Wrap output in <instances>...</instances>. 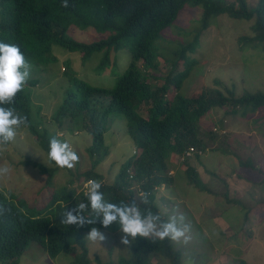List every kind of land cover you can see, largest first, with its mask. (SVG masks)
<instances>
[{"label":"trees","instance_id":"16d2710c","mask_svg":"<svg viewBox=\"0 0 264 264\" xmlns=\"http://www.w3.org/2000/svg\"><path fill=\"white\" fill-rule=\"evenodd\" d=\"M185 7L197 8L200 14L189 30L177 34L182 38L175 43L176 40L169 38L168 29ZM219 16L249 23V29L237 36L238 51H258L264 55V0H257L255 4L247 0H69L68 8L61 7V0H0V42L18 45L27 61L43 68L56 60L51 56V48L55 46L64 52L81 54L82 61L101 54L96 72L112 67L111 87H97L74 79L54 120L59 129L70 131L74 129L73 121H80L77 125L91 136L90 145L85 148L91 169L81 178L84 182L91 179L102 182L101 175L92 170L110 151L103 141L107 118L110 114L123 117L126 132L137 152L121 165L111 184L102 183L101 191L107 202L118 205L135 202L142 215L149 211L159 215V227L166 223V218L153 202L154 191L162 184L172 185L171 177L167 176L169 165L174 156L180 157L188 147L195 153L181 162L186 184L197 192L216 195L204 186L196 167L190 165L192 158H198L206 150L217 152L221 148L219 153L232 155L228 151L230 145L213 148L205 144V140L211 142L218 135L217 128L208 130L200 126L212 109L223 110L219 121L238 116L251 121L255 129H262L264 125V91H242L239 95L234 89L220 86L203 88L188 97L178 93L183 80L200 60L195 55L201 46L200 40L207 36ZM70 26L81 32L92 29L101 38L91 43L76 42L66 33ZM121 49L128 52V59L123 68H117V51ZM159 67L168 68L164 76H160ZM159 80L162 83L157 85ZM29 97V92L23 88L14 103L5 106L13 107L17 114L28 119ZM140 107L144 108L145 115L139 112ZM28 130L36 133L32 126ZM52 137L55 136L52 134ZM36 143L48 157L49 141ZM235 158L239 169L255 173L258 183L264 186V174L249 158ZM50 162L54 169L30 161L19 164L36 167L38 174H45L44 185L50 187L60 168ZM144 193H148L146 199ZM222 195L225 202L237 204ZM81 202L87 203V193H83L81 186L71 188L66 184L51 192L48 203L42 208L0 190V208L4 210L0 214V264H18L19 257L33 243L49 257H55L62 250H78L75 264H92L87 260L81 234L91 227L113 232L118 225L114 223L105 229L99 222L85 224L82 228L62 224L65 208L76 207ZM259 205L264 207V202L254 203L245 210L249 212ZM83 215L86 220L101 218L90 209ZM246 216L247 213L243 222ZM129 239L128 255L105 264H147L154 255L165 264H183L180 253L168 238ZM92 262L101 264L96 258ZM200 264H205V260ZM237 264L248 263L238 260Z\"/></svg>","mask_w":264,"mask_h":264},{"label":"rangeland","instance_id":"374dc122","mask_svg":"<svg viewBox=\"0 0 264 264\" xmlns=\"http://www.w3.org/2000/svg\"><path fill=\"white\" fill-rule=\"evenodd\" d=\"M256 1L247 0L252 4ZM124 3L125 1L121 6ZM199 14L200 10L197 8L185 7L179 11L168 29L169 38L177 43V39L182 38L177 34L189 30ZM244 23L226 16L215 19L195 52L200 60L183 80L178 93L188 97L203 88L220 86L234 89L239 95L242 91H264V55H260L258 51L239 52L237 48V36L249 29V23ZM66 33L71 39L81 43H91L101 38L92 29L81 32L73 26H70ZM100 55H92L88 60L82 61L81 54L64 52L55 46L51 48V56L56 60L44 68L28 61L31 64V72L24 89L30 94V115L28 124L16 130L15 138L0 145V168L9 169L6 174L0 175V190L9 191L28 204L42 208L48 203L51 192L66 184L71 188H82L84 180L81 175L91 169V159L85 151L90 145L91 136L77 125L79 120L73 121L74 129L70 131L66 128L59 129L54 117L63 103L66 91L73 87L74 79L97 87H111L113 68L108 66L96 72ZM127 59L128 52L124 49L118 50L117 68H123ZM167 71V67H159L160 76H164ZM31 80L34 82H29ZM161 83L159 80L157 85ZM139 112L145 115L143 107L139 108ZM222 114L223 110L212 109L200 122V126L208 130L217 128L218 135L211 142L205 140L207 147L220 148L227 144L230 145L228 151L232 155L219 153L220 148L217 152L206 150L190 161V165L196 167L204 186L216 195L197 192L187 185L183 176L182 161L174 156L167 171L172 185L159 186L154 191L153 202L165 216L166 223L176 217L179 227L187 226L186 240L170 239L175 250L180 253L183 264H200L204 260L205 264H237L238 260H244L248 264H264V207L259 205L249 212L245 210L254 203L264 202V186L258 183L255 173L248 169H239L235 158H249L264 174V125L262 129H255L251 121L242 120L238 116L226 117L219 121ZM262 120L264 121V118ZM62 125L65 126L66 123ZM29 126H32V131L36 133H30ZM220 128L222 130H219ZM52 134L57 139L69 143L78 154L79 161L72 169L59 168L51 180L52 185L46 187L45 174H38L36 167L21 163L30 161L54 169L55 166L36 143L50 141ZM103 141L110 149L109 154L92 171L100 174L102 183L108 185L112 183L121 165L131 158L132 151H137L120 115L108 116ZM236 174L244 179L238 178ZM222 194H225L227 199L235 200L237 204L225 202ZM58 206L60 205L57 204ZM246 213V221L243 222ZM181 216L183 221L179 219ZM102 232L107 237L103 242L89 240L87 232L81 234L87 250V260H91L93 264V258H96L101 264H105L128 255L129 246L120 243L123 233L119 225L113 232ZM77 251L62 250L55 257H49L33 243L19 257L18 264H75ZM154 256H150L147 264H165Z\"/></svg>","mask_w":264,"mask_h":264},{"label":"clouds","instance_id":"9594fccd","mask_svg":"<svg viewBox=\"0 0 264 264\" xmlns=\"http://www.w3.org/2000/svg\"><path fill=\"white\" fill-rule=\"evenodd\" d=\"M61 7L68 8L69 0H61ZM30 72L31 64L26 60L21 48L15 44L0 42V145L12 141L17 134L16 130L21 125L28 123L27 116L17 114L13 107L5 105L14 103L17 93L23 90L28 81ZM54 118L56 119V116ZM184 152L180 157L178 156L181 161L195 153L192 152L189 156H184ZM135 153L132 151V155ZM48 159L60 168L72 169L79 161V156L69 143L52 137L49 141ZM8 171V168H0V175H4ZM101 188V181L95 179L85 181L82 189L83 193H87V203L81 202L76 207H66L61 217V223L82 228L85 224L99 222L100 226L105 229L118 223L120 231L123 233L120 243L124 245L131 243L129 237L132 239L156 237L161 240L168 238L173 241L185 238L186 240L187 226L179 227L176 217H172L169 222L162 223L158 227L159 215H155L151 211L147 215H142L135 202L131 205L107 202ZM147 195L148 193H144L145 199ZM88 209L101 218L86 220L83 213ZM3 211V208H0V214H3ZM179 219L183 221L182 216ZM86 236L92 241L103 242L107 239L98 227H91Z\"/></svg>","mask_w":264,"mask_h":264},{"label":"built area","instance_id":"2783aa9c","mask_svg":"<svg viewBox=\"0 0 264 264\" xmlns=\"http://www.w3.org/2000/svg\"><path fill=\"white\" fill-rule=\"evenodd\" d=\"M192 152H194L193 148H188L185 152H184V156H189Z\"/></svg>","mask_w":264,"mask_h":264}]
</instances>
